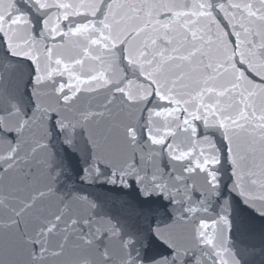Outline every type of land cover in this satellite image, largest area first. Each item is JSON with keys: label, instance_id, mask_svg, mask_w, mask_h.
<instances>
[{"label": "snow or ice", "instance_id": "obj_1", "mask_svg": "<svg viewBox=\"0 0 264 264\" xmlns=\"http://www.w3.org/2000/svg\"><path fill=\"white\" fill-rule=\"evenodd\" d=\"M0 146V264H249L264 0H0ZM61 150L136 204L61 192Z\"/></svg>", "mask_w": 264, "mask_h": 264}]
</instances>
